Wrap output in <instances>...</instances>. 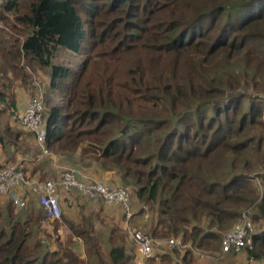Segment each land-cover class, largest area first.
Segmentation results:
<instances>
[{
    "label": "trees",
    "instance_id": "16d2710c",
    "mask_svg": "<svg viewBox=\"0 0 264 264\" xmlns=\"http://www.w3.org/2000/svg\"><path fill=\"white\" fill-rule=\"evenodd\" d=\"M0 2V21L8 13L15 21L7 27L12 41L0 36L3 64L12 74L19 68L23 80V59L30 68H49L48 86L64 98L44 110L50 150L70 161L86 142L82 153L92 152L131 188L137 224L187 244L183 252L170 250L185 264H193L194 250L235 254L221 252L214 231L236 222L242 206L251 208L254 248L247 256L255 261L247 263L264 264V174L256 193L246 172L264 161V102L236 91L244 79L258 86L264 0ZM61 48L84 54L78 71L53 62ZM0 85L6 114L16 108L14 83L0 78ZM60 190L61 217L47 226L36 197L22 215L6 209L0 264H137L135 244L109 224L113 207L76 192L91 201L90 215L102 224L96 233L84 216L89 210L78 207L74 217L72 190ZM76 238L83 256L73 249ZM167 258L163 263L171 264Z\"/></svg>",
    "mask_w": 264,
    "mask_h": 264
},
{
    "label": "built area",
    "instance_id": "2783aa9c",
    "mask_svg": "<svg viewBox=\"0 0 264 264\" xmlns=\"http://www.w3.org/2000/svg\"><path fill=\"white\" fill-rule=\"evenodd\" d=\"M37 83L34 82L33 94L27 101L22 113L18 116V121L25 131L33 135L38 150L33 159L40 161L46 156L54 157V154L46 145L44 120L46 92L43 89V84L41 88L37 86ZM252 96L264 102V92L252 94ZM59 188L75 190L89 200H98L106 206H113L121 212L123 211L122 229L125 231L127 240L136 246L137 264H146L150 259L159 260L161 255L172 248L187 249V244L180 237L165 239L156 237L145 232V229L134 227L130 223L133 211L131 207V188L128 186L118 183L109 185L84 174L75 165L61 166L58 170L57 179L31 177L15 162L0 166V197L10 199L17 209L25 207L27 199L24 198V193L27 192L37 198L45 218L59 219L61 217ZM251 210V208H248L241 212L238 220L223 235L221 252L234 251L235 254H244L248 261L253 263L255 261L253 256H247V253L254 248L252 236L255 233V228L250 216V213L252 215ZM77 239L81 241L80 238ZM194 254L200 259H212L204 251L194 250Z\"/></svg>",
    "mask_w": 264,
    "mask_h": 264
},
{
    "label": "rangeland",
    "instance_id": "374dc122",
    "mask_svg": "<svg viewBox=\"0 0 264 264\" xmlns=\"http://www.w3.org/2000/svg\"><path fill=\"white\" fill-rule=\"evenodd\" d=\"M0 10H1V5H0ZM5 16H7V17L4 19V21L3 22L0 21V27L2 26L4 30H5V28L7 29V27H9V25H12L15 22L14 19H13L12 13H10V14L8 13ZM2 32L3 31L0 29V36H1V34H4V38L7 37L9 39V40H4V42H11L12 39L14 38L12 31L8 28L6 32H4V33H2ZM22 37L23 36L21 34H19V33H18V35L16 34V38H18L17 39V44L20 43V41L22 40ZM0 40H1V38H0ZM83 59H84V54H75V53L68 52V51L64 50L63 48H61L56 53V55L54 56L53 62L60 63V64H63V65L69 66L74 71H78L80 69V66L82 65ZM126 62L128 63V61H126ZM3 66H5V65L2 64V62H0V73L2 75V78L1 79L4 80V78H8V79L11 78L10 80H12L13 83H14V87L12 89V92L15 94V97H17L16 101L19 100L18 98H21L22 104H24L25 97H24V94L22 93L23 92L22 90H29L30 91V94H29V97H28V100H29L30 96L33 94L34 82L37 83V81H39V83H37V86L42 88V84H43V89L46 92L45 93L46 94V106H45L46 110L49 108V106H53V105H63L64 98L59 93H57L56 91H54L53 89H51L48 86V84L46 83V80H47V77L46 76L48 75L49 68H45V69H40V68H37V67L30 68V64H28L27 61L23 59L18 64V66H20V67L23 68V71H26L27 72V74L25 75L26 78L24 77V80H23V75H20L19 68L18 69L16 68V70L13 71V74L11 76L8 72H6L7 68L5 67L6 68V70H5ZM21 80L22 81H25V83H22ZM33 80H34V82H33ZM257 82L258 83H256V86L257 85L258 86L255 87V86L252 85V82L250 80L244 79L241 82V85L239 86V89L236 90V91L245 92V94H247L249 97H253L252 94H256V93H259V92H264V66L261 67V71H260L259 77L257 78ZM1 89H3V88L0 85V90ZM7 93L9 94V91ZM50 97H52V98H50ZM50 99H52V101ZM55 100H56V102H55ZM49 101H51V103ZM26 104H27V102L25 103V105ZM3 106L4 105L2 103H0V110H2ZM5 110L7 111L6 114L8 113L10 115H14V117L17 118V120H18L19 114H15V113H18L17 112L18 109H16V108L14 109V111H16V112H14L13 110H12V112H9V109L8 110L5 109ZM6 114L0 112V133H3L4 132V129H5V124H6V120H7ZM263 135H264V132H263ZM86 146H87V143L86 142H84L83 144L81 143L78 146L79 149H80V157L82 159L85 158V157H88V158H92L93 157L92 152L82 153V151L84 149H87ZM51 151L54 154H57L59 156V153L58 152L53 151V150H51ZM46 157H48V156H46ZM52 159H46L45 160L47 163H49V167L50 168L47 169V172L44 173L45 174L44 178L47 175V177H49V178L57 179V174H58L59 168L61 166L69 165V163H70V162L66 161V159L63 158L62 156H60L59 159H54V160H52ZM83 163L84 162L80 163L79 161H75L73 163V165L79 167V169L81 171H85V170H83V166H84ZM17 164L20 165V163H17ZM79 164H81V166ZM45 165H46V163L43 164V166H45ZM246 172H247V175H248L249 179L251 180V186H252V188L254 189V191L256 193H260L262 191V180H261V176L264 174V161L263 160H257V161H255L254 164L252 166H250L249 170H246ZM58 190H59V192L61 191L60 188ZM27 194H29V193H27V192L24 193V196L26 197ZM69 197L71 199L72 204H75L74 205V208H71V210L75 213V216L74 217H76L77 214H78V211H79V208L78 207L85 206V208H80V210H82L83 212L86 209L89 210L88 212L85 211L84 216H87V215L88 216H91V219H93L92 222H93V226H94V231L96 233H98L102 229V224H101V222L99 220H97V217L96 216L94 217L93 214L90 215L91 212H92V210H93V209H91L92 208L91 205H90L91 203H89L91 201H88L87 202V201L83 200L82 197H80L79 195H77V193H76L75 190L74 191L73 190L71 191V193L69 194ZM5 199H6V201H3L2 203H0V208L2 210V217H0V224L5 219L6 209L11 208V209H13V212L14 213H18L19 215H22V213H24L26 211V209L28 208V206L25 205L24 208L17 209V207L15 206V204L12 201L11 202H8L10 200H8L7 197H5ZM31 200L32 199L30 198L27 201L26 204L28 205L31 202ZM131 203H133V199H131ZM67 204L68 203H65V205H67ZM96 207H99V205H97ZM111 207H113V206H111ZM113 209H115L117 213L119 212V214L121 216L120 219H123L122 218L123 217L122 215H124V212L123 211L121 212V210L117 209L116 207H113ZM135 210H137V207H135L134 211L132 210L133 211V215H132L131 221H130L131 224H132V221H133V217H134ZM239 210L241 212H243V211H245L247 209H246L245 206H242ZM251 212H252V210H251ZM250 216H252L251 213H250ZM112 217H115V215L113 214ZM48 220L49 219L46 218V221H43V225H46L47 226L48 225ZM105 220H106V217H105ZM108 220L111 221V219H108ZM235 220L233 222L228 221L227 222V225L223 229L216 230V231L213 230L214 232L220 234V236H221L220 242H221V239H222L223 234L226 231H228L229 228L232 227V225L234 224ZM112 221L114 223H112ZM112 221L109 224L113 225L114 228H118L120 231H122L123 233H125L124 229H122L123 227L121 228L119 222L118 221L115 222L116 219H114ZM203 223H204V225H207V220H204ZM132 225L134 227H136L134 225V223ZM144 226L147 227V229H145L146 231L145 230L144 231L145 232H148V233H151L148 230V226H146V225H144ZM137 228H139V227H137ZM143 229L144 228H142V230ZM58 230L59 231H57V233L60 236H62V238H64V236H63L64 233H63L62 229L59 228ZM167 237L171 238V237H175V236H167ZM73 249H74V251L77 254H79L80 256H83V251H82V246H81V242L80 241H79V245L77 244V242H75V244L73 246ZM179 249H180V252H183L185 250V248H179ZM204 252H206V254L208 256H211L212 259H213V261H215V262L221 261V263H219V264H248L247 263V257L244 256V254H243V256H239V254H228V255H225V256H223V254H220L218 256L217 254H214L215 252H218V251H212L211 249L205 250Z\"/></svg>",
    "mask_w": 264,
    "mask_h": 264
},
{
    "label": "crops",
    "instance_id": "0c3cea01",
    "mask_svg": "<svg viewBox=\"0 0 264 264\" xmlns=\"http://www.w3.org/2000/svg\"><path fill=\"white\" fill-rule=\"evenodd\" d=\"M0 62H2V64H3L2 59L0 60ZM3 67L6 70L5 66H3ZM6 72H8L12 76V73L10 71L6 70ZM46 77H47L46 83L48 84L49 77H48V75ZM0 78H2L1 73H0ZM10 79L4 78V80H8V81H10ZM22 91H23L22 93L24 94V97H25L24 104H22L21 98H18L19 100L16 102V109H18L17 110L18 113H15V114H19V115L22 113L24 106H25V103L28 101V97L30 94L29 90H22ZM50 98H52V97H50ZM16 99H17V97H16ZM50 100L52 101V99H50ZM51 101H49V102L51 103ZM6 118H7V120H6L5 125L8 126V130L6 128V129H4V132H3L5 142L4 143L0 142V166H3L9 162H16V163H20V166L22 167V169L31 177H37L39 179L49 178V177H47V175L44 178V176H45L44 173L47 172V169L50 168L49 163H47L45 160L46 159H52V158H53L52 160L59 159L61 155L59 154V156H58L57 154L53 153L54 157H52V158L51 157H44L40 161H36L35 159H33L35 157V155L37 154V151H38L33 135L31 133L25 131L21 127L19 121L17 120V118L14 117V115H10L7 113ZM76 157L77 158H75L74 160L68 161V162H70L69 165H73V163L75 161H79L80 163L84 162L83 163V165H84L83 170H85V171H82L84 174H87L94 179L103 181L104 183H107L109 185H112L115 183H118V184L120 183L118 176H117L115 171L103 170L101 168L100 162H98V161L95 162V160L92 158L85 157L82 159L80 157L79 147H78V151L76 153ZM44 163H46L45 166H43ZM79 165L81 166V164H79ZM34 197L35 196H33L32 194H27L26 197L24 196V198H26V199L28 198L26 201H28L30 198L33 199ZM3 201H6L5 197H0V203H2ZM102 205L106 206L104 204H102ZM106 207H109V206H106ZM107 209L109 211V208H107ZM112 211H113V214L115 215V217H112L111 221L116 219L115 222L118 221L121 228H122V219H120L118 217L119 212L117 213L115 209ZM133 223L136 227L147 229V227H145L144 225H138L137 222L134 220V218H133L132 224ZM75 241L79 245L78 239H76ZM81 246H82V251H83L82 242H81ZM239 256H243V254H239ZM166 257L170 258V260L172 262L171 264H174V263L185 264L184 262H182L180 256L179 257L174 256L173 253H171V251H168V252L164 253L163 255H161L159 260L152 259L151 264H164L163 263L164 258H166ZM192 262H193V264H219V263H221V261L215 262V261H213V259H200V258H197L196 256L193 257ZM146 264H147V262H146Z\"/></svg>",
    "mask_w": 264,
    "mask_h": 264
}]
</instances>
